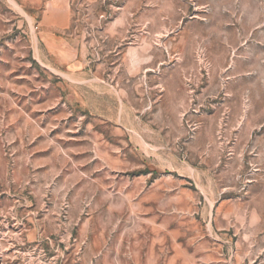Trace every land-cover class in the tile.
Wrapping results in <instances>:
<instances>
[{
	"label": "rangeland",
	"instance_id": "1",
	"mask_svg": "<svg viewBox=\"0 0 264 264\" xmlns=\"http://www.w3.org/2000/svg\"><path fill=\"white\" fill-rule=\"evenodd\" d=\"M0 264H264V0H0Z\"/></svg>",
	"mask_w": 264,
	"mask_h": 264
}]
</instances>
